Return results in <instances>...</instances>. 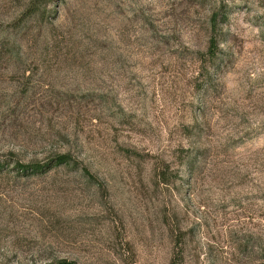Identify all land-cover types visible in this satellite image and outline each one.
<instances>
[{"label":"rangeland","instance_id":"rangeland-1","mask_svg":"<svg viewBox=\"0 0 264 264\" xmlns=\"http://www.w3.org/2000/svg\"><path fill=\"white\" fill-rule=\"evenodd\" d=\"M61 262L264 264V0H0V264Z\"/></svg>","mask_w":264,"mask_h":264},{"label":"trees","instance_id":"trees-1","mask_svg":"<svg viewBox=\"0 0 264 264\" xmlns=\"http://www.w3.org/2000/svg\"><path fill=\"white\" fill-rule=\"evenodd\" d=\"M215 43L214 40L212 39L211 41V47L210 51H212V48L214 47ZM15 167L14 169L18 171L20 174H25L27 175H37L46 172L47 170L57 167V166H68L71 164L70 156L67 154H60L57 155L46 164V165H41L39 163H31V164H23L20 162H15ZM84 173L91 178L89 175L88 171L86 169H83ZM59 264H74L72 262H61Z\"/></svg>","mask_w":264,"mask_h":264}]
</instances>
